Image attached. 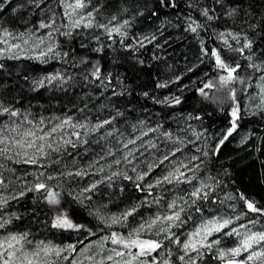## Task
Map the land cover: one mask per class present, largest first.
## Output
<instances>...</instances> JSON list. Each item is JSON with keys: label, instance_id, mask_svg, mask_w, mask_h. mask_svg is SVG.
Instances as JSON below:
<instances>
[{"label": "trees", "instance_id": "trees-1", "mask_svg": "<svg viewBox=\"0 0 264 264\" xmlns=\"http://www.w3.org/2000/svg\"><path fill=\"white\" fill-rule=\"evenodd\" d=\"M36 2L40 3V0ZM67 2L71 3L72 0ZM175 2L177 6L171 8L161 7L158 0H85L87 7L83 9V13L98 8L99 12L93 13L98 23L107 24L113 16L117 19L112 21L110 26L123 23L125 20L129 21V25L123 29L127 33L124 42L135 44L136 41H144L143 47L135 44V49L132 51L125 50L121 46L119 35L109 39L100 28L86 29L81 26L73 29L64 15L65 9L61 0H43L39 8L29 4L28 0H11L10 4L5 5L3 12H0V25L14 35L37 27L41 20L47 23L54 15L55 27L59 31L53 32L52 39H47L50 29H42L35 35L44 39L45 42L41 45L43 50L46 51L48 46L54 44L56 51L61 54L69 53L68 57L49 54L47 63L25 58L38 54L40 50H33L36 43L34 37L29 45H22L25 51L19 53L21 59L0 58V65H3L0 68V101L6 106H14L22 113L21 117L12 119L20 123L23 121V116L30 113L29 119L34 122L38 123L41 118H45L46 123L42 126L45 128L51 127L48 121L58 122L53 119L54 117L65 116H71L78 122L90 121V127L104 119H112L113 122L101 129L100 133L84 137L88 140L86 144L70 135L65 134L61 138L58 134L57 141L61 145L62 139H72L78 146L76 148L62 146L60 152L51 154V159L40 162L47 165L46 167L15 163L0 158V164L4 165V168L0 169L2 173L0 178L7 185L6 188H0V196L10 197L20 191H26L37 182L40 172H44L45 177L39 179L44 180L53 191L60 193V203L57 205L48 204L44 199V193L35 191H26V195L18 200H9L8 205L0 209V222L5 219L10 221L5 228L0 229V240H5L13 234L27 233L28 237L23 242L22 248L28 253L35 250L41 242L56 247L72 243L77 244L78 248H83L78 241L84 240V245H92L88 250V254H91L99 247L97 242L104 235L116 231L126 236L133 227L150 216L166 213L167 202L178 196H185L188 199L187 193L192 191L193 186L161 184L152 189V196H149L147 192L136 190L133 181L122 177H114L112 186L109 187L106 177L113 171H126L129 176L135 177L139 172L147 171L148 164H159V160L163 159L165 154L173 152L177 147L181 150L177 151L175 156H170L164 164L154 168L144 183L145 186L154 183L167 174L177 162L187 163L193 155L203 160L200 169L188 175L199 178L193 181L194 185L199 186L204 182L213 191L208 200L197 201V205L201 208L200 212H196L194 207L185 206L186 211L182 215L186 223L180 228L172 229L181 241L204 220L214 218H232L234 223L230 227H237L241 232L246 230L239 228L241 224L247 225V228L253 231H264V216L247 213L242 219H235L237 215L247 212L244 202L239 199L241 194L254 201L258 207L264 208V112L258 108L260 101L254 81H246L244 85L239 83L234 85L237 89V103L243 109L242 119L237 131L221 146L217 154H212V150L222 133L229 127V112L233 102L227 98L223 90L220 92H216L215 89L206 90L210 97L213 94L220 97V101L205 99L197 92V88L202 87L203 82L217 75L214 59L210 55L203 54L202 46L209 53L212 48H217L223 51L225 57L235 55L228 51L222 39H228L234 46L235 42L231 37L221 38L218 35L220 32L243 30L258 42L257 55L264 51V32L260 31L264 28V0H223L225 8L239 9L236 17L224 15L225 8L214 4L213 0H175ZM203 7L215 8L213 14L219 18L205 23V18L199 11ZM189 15L197 23H205V27L198 29V34L185 30L186 17ZM76 18L78 16L74 15L73 19ZM249 23L257 26L256 32L248 28ZM65 25L68 27H64ZM66 31H71L72 35L60 34ZM97 36L98 41L95 39ZM152 36L156 39L151 43L144 40L145 37L150 39ZM9 43H20V41L10 38ZM101 45L103 52L93 51ZM4 47L5 45L0 44V48ZM85 56L89 64L80 63L81 57ZM237 59L241 63H247L243 57L237 56ZM140 60L144 61L143 65L138 62ZM97 61L105 73L111 71L122 79L123 84L131 91V95L127 93L113 95V88L117 92L122 89V85L115 80L108 90L90 76L86 80L85 75L91 71V64ZM189 69L193 70L189 71ZM251 71L241 72L240 75L246 76ZM57 72L62 75L66 83L55 81L51 85L46 84L38 90H33V80ZM177 76L181 79L172 83ZM157 82H167L168 86L157 88ZM249 84L252 87H249ZM143 91L149 92L148 98L140 95ZM170 96H180L182 103L169 106L155 103L152 99L155 97L163 100ZM189 114L198 115L201 119H189ZM6 123H10L9 117H0V125ZM24 127L29 126L24 125ZM149 128L157 131L148 132L146 136L142 135ZM70 131L72 130L67 128L64 130L65 133ZM78 131L83 132V130ZM107 131H112L113 135L101 140L100 134H106ZM164 133H171V139ZM137 136L141 139L136 140L135 145H129L128 149L123 148L124 142L136 139ZM152 144L155 147H152ZM109 149L115 153L114 156H106ZM129 149H138L133 153L135 158L129 157L132 160L131 164L123 159ZM203 151H208L209 155L203 156ZM101 155H105L106 159L100 160L98 166L89 168L88 165ZM117 159L121 160L120 165L114 163ZM53 160H59V163H54ZM109 164L112 165L111 168L108 167ZM101 166L104 167L103 173L99 172ZM133 167L136 168V172L131 171ZM81 168L89 172V175L84 177L66 175L69 170L75 171ZM47 175H54L57 179L48 181ZM100 180L104 182L100 183L93 192H82L83 188ZM87 196H91V199H84ZM157 196L163 197L160 204L153 203L154 197ZM73 197L83 199V204ZM144 201L147 202L139 207L134 217L129 218L126 222L127 226L113 225L112 228H107L97 217L89 214L100 208L106 218L120 215L125 209ZM178 203L183 205L182 201ZM60 213L68 214L75 222L86 225L96 234L86 239L87 233L53 228L51 223ZM189 215L192 216L191 220H187ZM250 219L256 220L257 223L254 225L249 223ZM217 236L221 237V244L218 247L223 249L235 247L239 241V237L235 235L216 234L212 239ZM149 237L157 238L151 234L144 238ZM111 247H113L111 244L106 245L104 252H108L107 249ZM168 247L172 250V255L168 258L173 264H180L177 257L183 253L180 252L179 247L174 244ZM167 250L165 248V253ZM215 254V249L211 253H206L198 264H221L214 258ZM47 258L56 259L54 254ZM60 264H68V262L61 261Z\"/></svg>", "mask_w": 264, "mask_h": 264}, {"label": "snow or ice", "instance_id": "snow-or-ice-1", "mask_svg": "<svg viewBox=\"0 0 264 264\" xmlns=\"http://www.w3.org/2000/svg\"><path fill=\"white\" fill-rule=\"evenodd\" d=\"M29 4L35 5L36 8L40 7V3L36 0H28ZM161 7H171L175 8V0H158ZM11 0H0V12H3L5 5L10 4ZM62 6L65 9L64 15L69 20L71 27L73 29L80 28L81 26L86 29L100 28L103 32L112 39L114 35H119L121 37L120 44L125 50H134L135 44L140 47L144 46V41H136L135 44H126L124 41L127 38V33L123 31L125 27L129 25V21L125 20L123 23L112 25V21L117 18L113 16L111 20L105 23H98L94 16V12H99V9H93L86 14L83 13V9L87 7L85 0H72L71 3L67 0H61ZM214 4L220 5L221 8H225L223 0H213ZM193 6V5H190ZM15 11V9H14ZM200 15L205 18L206 22H211L219 17L214 15L216 9L203 7L199 9ZM227 17H236L239 14V9L237 7L225 8L223 13ZM77 15L78 18L73 19V16ZM186 31H190L194 34H198V29L205 27V23H197V21L189 15L186 17ZM64 27H68L65 25ZM248 28L253 32L257 31V26L251 23L248 24ZM42 29H50L47 33V39L51 40L53 32L59 31L55 27V16L49 22H44L41 20L37 27L29 28L25 32H21L18 35H14L7 28L0 25V44L5 45L4 48H0V58L7 59H21L19 53L25 51L23 46L29 45V42L35 37L36 43L34 44V49H40L38 54L25 57L28 59H35L42 63H47L49 54H54L57 57H68L69 53H60L56 51V46L50 45L47 50H43L41 45L44 44V39L36 36L35 34ZM264 32V28L260 29ZM61 35L71 36V31L60 32ZM221 38L227 36L231 37L232 41L235 42V46L229 43L228 39H222L224 45L227 46L228 51L235 54L232 57H225L223 51L217 48H212L210 53L207 49L202 46L201 51L205 56L210 55L214 59L215 71L217 73L216 77L209 79L207 82H203L202 87L197 88V92L203 96L205 99H211L213 101H220V97L213 94L209 96V92L206 90L215 89L216 92L224 91L227 98L233 102V106L229 112L230 120L229 127L222 133L221 138L218 139L215 144L212 154H217L221 146L237 131L239 127V122L242 119V107L237 103V89L234 87L235 84L239 83L244 85L246 81H254V86L258 90L257 94L260 97V105L258 106L261 112H264V51H261L259 56L257 55L258 42L252 39L247 32L241 30L239 32L226 31L220 32L218 34ZM19 40L20 43H9V39ZM98 41L99 37H95ZM156 37L152 36L150 39L145 37L144 40L151 43ZM115 43V41H113ZM81 47H86V45H81ZM93 51L100 53L103 52V45L95 48ZM237 56L243 57L247 63H241ZM143 65L144 61H138ZM81 64H89L87 56L81 57ZM3 65H0L2 68ZM193 69H189L192 71ZM252 70L246 76H241V72H248ZM258 74V75H257ZM207 75V73L205 74ZM93 78L99 81L101 85L104 86L105 90L113 85L115 80L118 84L122 85L121 91L117 92L115 88L112 89L113 95H124L127 93L131 95V91L128 86L123 84V80L114 75L113 72L109 71L105 73L103 67L100 65L99 61L91 64V71L85 75V79ZM70 79V78H69ZM181 79L177 76L172 83H176ZM55 81H60L61 83H66L62 75L57 72L55 74H49L41 78L33 80V90H38L44 87L46 84L51 85ZM168 86L167 82H157V88H165ZM249 87H252L249 84ZM140 95L148 98L149 92L143 91ZM155 103H161L165 105H179L182 103L180 96H170L165 97L163 100H158L152 97ZM83 112V109H81ZM122 115V113H118ZM22 113L19 109L14 106H6L3 101H0V117H9L10 123L0 125V158L4 160L13 161L15 163H24L28 165H38L39 167H46L47 165L40 163L44 160L51 159L52 153H58L62 146L68 145L76 148L78 145L72 139H62V145L57 141V135L62 138L65 134L75 137L77 141L81 143H88L87 139L92 134L100 133V130L105 128L106 125L112 124V119H104L102 121H97L94 125H91L90 121L78 122L74 121L73 117L65 116L54 117L53 119L58 121L57 123H52L51 127H42L45 125V118H41L39 122H34L29 119V114L23 116V121L18 123L12 118L21 117ZM189 119H201L200 116H192L189 114ZM143 123V122H141ZM28 125L29 127H24ZM71 129L70 133H65V129ZM83 130V132L78 131ZM157 131V129L149 128L148 131L143 132L142 135H148V132ZM113 135L112 131H107L100 134V139L104 140L106 137ZM166 137L171 139V133H164ZM199 138V137H197ZM141 139L137 136L136 139H129L127 142L123 143V148L128 149L129 145H135L136 140ZM246 139V137L244 138ZM178 143L180 141H177ZM191 142V141H189ZM155 147L154 144L151 145ZM138 149H129L123 156L124 161L128 164L132 163L129 157H133V153ZM181 149L177 147L173 152L165 154L163 159L159 160V164L150 163L147 166V171L139 172L135 177L129 176L127 172L113 171L111 175L107 176L106 179L109 182V187L112 186V180L114 177H122L125 180L133 181L136 190L140 192H147L149 196H152V189L160 186L161 184L169 185H180V184H190L192 185V191L187 193L188 199L185 196H178L170 202H167V212L164 214H156L150 216L148 219L141 222L138 226L133 227L128 234L121 235L116 231H112L110 235H104L98 241L99 252L94 255L88 256L84 255L83 260L78 259L81 253H87L89 248L92 247L91 244L84 245V240H79L78 244L83 245V248H78L77 244L69 243L63 247H56L49 243L41 242L40 245L33 250L31 253L25 252L22 248L23 242L27 240V233L13 234L7 237L5 240H0V264H60L61 261H67L68 264H83V261H88L89 264H173V262L168 258L172 255V250L168 245H177L182 252L177 258L180 264H198V261L202 259L206 253H211L215 249L214 258L219 260L221 264H264V231H253L247 228V225H239L240 229H246L244 232L239 231L237 227H230L234 220L232 218H214L204 220L199 224L194 231L188 233L187 237L181 241L177 233L173 232V228H180L186 223V219L183 217V213L186 211V207H194L196 212H200L201 208L197 205L198 200H208L209 195L213 189L210 188L208 184L201 182L199 186L193 184L194 180L199 179L195 175H188V173H195L200 169L203 164V160L197 155L191 156L187 163L179 161L176 165L163 175L162 178L157 179L154 183H148L145 186L144 181L150 175L154 168L159 167V165L164 164L165 161L170 159V156H175L177 151ZM197 151H201L197 149ZM203 156H208V151H203ZM71 155V154H69ZM115 153L109 149L106 156H114ZM105 155L99 156L92 164L88 165L89 168H93L99 165L100 160L106 159ZM199 161V163H194ZM54 163H59V160H53ZM75 163V161H73ZM116 165L121 164V160L117 159L114 161ZM109 168L112 167L111 164L108 165ZM4 165L0 164V169H3ZM132 172H136V168L131 169ZM99 172H104V167H99ZM2 175V173H0ZM63 175V174H62ZM66 175L68 177L77 176L84 177L89 175V172L85 171L83 168L79 170H69ZM40 177H45L44 172L38 174L37 182L30 188H27V192L35 191L44 193L45 201L50 205H57L60 203L59 197L60 193L53 191L44 180L39 179ZM57 179L54 175H47L46 180L51 181ZM103 180L93 182L89 187L83 188V193H91L95 190ZM4 180L0 178V188H6ZM208 189V191H205ZM26 191H20L17 195L10 197L0 196V209L7 206L9 200H18L19 198L26 195ZM123 191V189H121ZM232 197H229L231 199ZM75 200H79L83 204V199L80 197H73ZM84 199L90 200L91 196L84 197ZM163 197H154L153 203L160 204ZM189 199L191 203L189 204ZM239 199L244 202V206L247 209L246 213L242 215H237L236 220L242 219L247 213H255L264 216V208L258 207L254 201H250L243 194L239 196ZM182 201L183 205L178 203ZM134 205L131 208L125 209L120 215H111L107 218L102 215L101 209L97 208L94 212H90V215L97 217L101 223L105 224V227L112 228L113 225L127 226L126 222L130 217L138 212L139 207L143 203ZM107 207V205H104ZM18 218V217H17ZM192 216L189 215L187 220H191ZM110 221V223H109ZM10 223L9 220L5 219L0 222V229L5 228V226ZM249 223L255 224L256 220H249ZM51 226L55 229L61 230H72L76 232L87 233L86 239L96 233L92 232L87 228L86 225L75 222L68 214L60 213L52 221ZM228 229V231H224ZM151 234L157 238H144L145 236ZM216 234H221L222 236H237L239 241L235 247L223 249L218 247L221 244V237L212 239ZM111 244L113 247L107 249V255H102L105 250L106 245ZM21 247H17V246ZM165 248H167V253H165ZM51 254H54L56 259H48ZM75 254V255H73ZM155 254V255H154ZM194 254V255H193ZM71 257V258H70ZM161 257H165L161 259Z\"/></svg>", "mask_w": 264, "mask_h": 264}, {"label": "rangeland", "instance_id": "rangeland-1", "mask_svg": "<svg viewBox=\"0 0 264 264\" xmlns=\"http://www.w3.org/2000/svg\"><path fill=\"white\" fill-rule=\"evenodd\" d=\"M258 91V90H257ZM259 101H260V97H259ZM194 231V230H193ZM100 250H99V247L98 248H96V250H94L91 254H88V251H87V253H81V255H80V257H78V259H80V260H83V257H84V255H88V256H91V255H94V254H96L97 252H99ZM107 254H109L108 252H104V253H102V255H107ZM73 255H75V254H73ZM83 264H89V262L88 261H83Z\"/></svg>", "mask_w": 264, "mask_h": 264}]
</instances>
